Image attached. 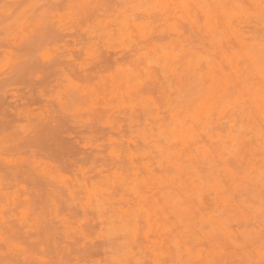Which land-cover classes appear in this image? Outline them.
<instances>
[{"label": "rangeland", "instance_id": "1", "mask_svg": "<svg viewBox=\"0 0 264 264\" xmlns=\"http://www.w3.org/2000/svg\"><path fill=\"white\" fill-rule=\"evenodd\" d=\"M0 264H264V0H0Z\"/></svg>", "mask_w": 264, "mask_h": 264}, {"label": "bare ground", "instance_id": "2", "mask_svg": "<svg viewBox=\"0 0 264 264\" xmlns=\"http://www.w3.org/2000/svg\"><path fill=\"white\" fill-rule=\"evenodd\" d=\"M251 91V90H250ZM250 95V94H249ZM211 219V218H210ZM213 219V218H212Z\"/></svg>", "mask_w": 264, "mask_h": 264}]
</instances>
